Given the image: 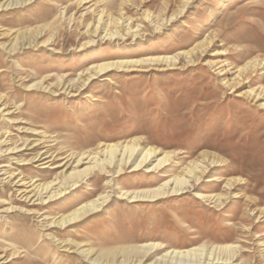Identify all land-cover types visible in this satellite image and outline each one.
Instances as JSON below:
<instances>
[{
    "label": "rangeland",
    "instance_id": "1",
    "mask_svg": "<svg viewBox=\"0 0 264 264\" xmlns=\"http://www.w3.org/2000/svg\"><path fill=\"white\" fill-rule=\"evenodd\" d=\"M132 142L166 161L19 200L80 154ZM179 178L176 195L120 197ZM0 210V264H154L216 246L264 264V0H0Z\"/></svg>",
    "mask_w": 264,
    "mask_h": 264
},
{
    "label": "bare ground",
    "instance_id": "2",
    "mask_svg": "<svg viewBox=\"0 0 264 264\" xmlns=\"http://www.w3.org/2000/svg\"><path fill=\"white\" fill-rule=\"evenodd\" d=\"M3 7V6H2ZM39 34V33H38ZM40 35V34H39ZM121 63V62H120ZM120 63H103L100 64L97 69L100 71L107 68L113 67L116 64ZM18 151L17 148L4 150L3 153H13ZM155 158V159H154ZM167 159V156H163L159 159L156 158V152L152 148L140 149L137 143H127L124 145H110L99 148L94 152H88L80 154L74 159V168L68 174H65L61 180L57 182H51L45 186L36 187L33 193L26 190L19 189L22 198L19 199L22 203L31 202L32 205L35 203L38 205L44 203L46 200L58 197L66 189L76 188L77 184L84 181L88 176H91L95 173L100 175L114 178L122 173L124 169H129L131 172L138 171L139 169H145L146 173L155 171L162 163ZM72 158L70 159V161ZM39 161V160H37ZM84 166V167H83ZM82 167V168H81ZM187 174L194 177V171L188 170ZM21 180L18 181V183ZM17 182V181H16ZM21 184L22 188H28ZM27 184V183H26ZM56 186L57 189L53 188ZM188 186V180L179 178L167 181L163 183L158 188L152 190H135V191H121L120 197L126 199L130 202L142 201V200H155L162 197H167L171 195H176ZM19 193V192H18ZM66 193V192H65ZM106 197L100 196L94 201H90L82 204L77 209H74L58 221H51L48 226H57L62 227L67 223H71L83 215L94 211L99 203L105 201ZM16 209V208H15ZM14 209V210H15ZM12 210V209H11ZM17 210V209H16ZM21 214L25 213L26 215L30 214L32 210L21 208L19 209ZM1 211V210H0ZM5 212V210H3ZM23 211V212H22ZM10 212V211H8ZM19 212V211H18ZM227 249L228 247L216 246L211 249L201 248H189L184 251H167L162 257L158 258L154 264H199L205 262H211L214 264L221 263H235V257ZM156 250L154 244L143 245L141 247H127L125 249L117 250H108L103 254L104 257L114 260L117 258L118 254H122V258L125 260L136 256L138 251H141L143 255H148ZM160 250V249H159ZM84 257L88 256V252L84 251ZM102 257V256H101ZM133 260V259H132ZM143 260V259H142ZM91 261H96L92 260ZM126 261L120 260L119 264H125ZM128 263V262H127ZM141 261L139 262V264ZM132 264V263H131Z\"/></svg>",
    "mask_w": 264,
    "mask_h": 264
}]
</instances>
